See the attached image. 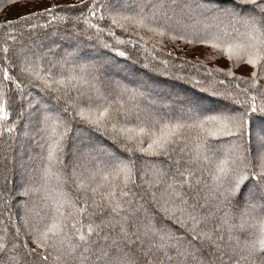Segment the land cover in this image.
Here are the masks:
<instances>
[{
    "label": "snow or ice",
    "instance_id": "1",
    "mask_svg": "<svg viewBox=\"0 0 264 264\" xmlns=\"http://www.w3.org/2000/svg\"><path fill=\"white\" fill-rule=\"evenodd\" d=\"M69 24L60 56L19 39ZM165 37L227 58L193 81L206 97L116 60ZM18 136L0 264H264V0H79L0 22L3 159Z\"/></svg>",
    "mask_w": 264,
    "mask_h": 264
},
{
    "label": "trees",
    "instance_id": "2",
    "mask_svg": "<svg viewBox=\"0 0 264 264\" xmlns=\"http://www.w3.org/2000/svg\"><path fill=\"white\" fill-rule=\"evenodd\" d=\"M79 0H16L15 3H9V0H0V22L6 19H14L19 15L28 14L33 11H41L45 7H49L53 4L56 5H72L77 4ZM60 12V8H57ZM64 14V13H61ZM73 13H68L72 15ZM47 18H41L40 23H43ZM71 25L66 26H56L51 25L47 29L38 28L35 31H29L24 29L23 37H19L24 44L29 46H35L43 44L45 46V51L48 47L54 48L55 56L63 55L64 49L68 48V42L62 40L60 35L53 36L51 33L55 29L61 34L65 33L66 28H70ZM82 27V25H81ZM119 35L125 36L127 34L122 33L119 29L115 30ZM146 36L148 34H145ZM158 39V38H157ZM85 43H88L87 41ZM155 40H148V48L151 49ZM60 45L59 48H55L54 45ZM19 45H17L18 47ZM122 50L128 52L129 58L125 59L123 57H116V60L120 62L121 65L128 64L132 68L137 69V74L140 76L151 77V81L157 86L158 90L161 92L167 91H178L187 93L189 95L195 94L200 96H207V93H201L200 90L194 87L193 81L196 79L206 80L205 70L210 68H228L230 63L226 57L217 55L213 49L207 47L203 44H186L184 41H171L167 37L163 38V42L156 45L159 51H145L139 44L135 47L132 45H121ZM106 51V50H105ZM171 52L172 55L168 56L167 53ZM109 55L115 56V53H108ZM183 57V59H179ZM215 57V58H213ZM49 58H54L50 56ZM168 60L167 66L161 63L162 60ZM135 61V63H133ZM144 63H149L150 68L144 69L142 65ZM249 69L247 66H241L235 69L236 75L246 74ZM122 75L113 76L112 79H121ZM222 79H226L222 74H217ZM179 77V78H178ZM218 87H224L219 85ZM215 99V98H212ZM223 103V101H219ZM13 118H15V112H13ZM22 125L18 128V133ZM11 144L12 142L9 141ZM33 154L39 151L38 148L32 149ZM19 136L17 137V142L12 145V147L7 152V160L3 159L0 155V190L9 191L18 187L16 182L19 180V163L21 157L19 155ZM24 161L32 166H35V161H28L27 152L23 157ZM5 167L9 171L5 172ZM8 176L7 186L5 187L4 176ZM15 205V200L13 201ZM13 213L17 211V208L13 206Z\"/></svg>",
    "mask_w": 264,
    "mask_h": 264
}]
</instances>
